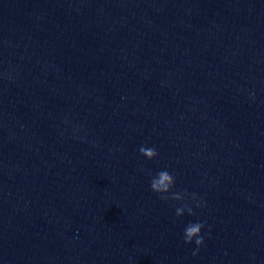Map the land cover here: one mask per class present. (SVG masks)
Instances as JSON below:
<instances>
[{"label":"water","instance_id":"water-1","mask_svg":"<svg viewBox=\"0 0 264 264\" xmlns=\"http://www.w3.org/2000/svg\"><path fill=\"white\" fill-rule=\"evenodd\" d=\"M0 264H264V0H0Z\"/></svg>","mask_w":264,"mask_h":264}]
</instances>
